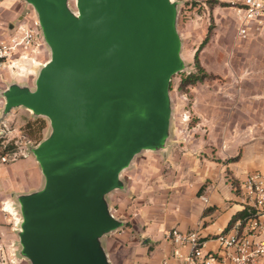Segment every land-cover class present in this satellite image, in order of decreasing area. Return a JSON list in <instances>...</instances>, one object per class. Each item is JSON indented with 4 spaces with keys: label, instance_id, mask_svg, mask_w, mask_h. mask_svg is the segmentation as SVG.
I'll return each instance as SVG.
<instances>
[{
    "label": "water",
    "instance_id": "water-1",
    "mask_svg": "<svg viewBox=\"0 0 264 264\" xmlns=\"http://www.w3.org/2000/svg\"><path fill=\"white\" fill-rule=\"evenodd\" d=\"M47 58L29 83L0 88V125L24 109L47 121L26 142L39 184L12 191L13 256L28 264H113L107 237L126 225L111 207L125 172L175 146L172 76L189 71L177 28L179 0H22ZM12 24H10V27Z\"/></svg>",
    "mask_w": 264,
    "mask_h": 264
},
{
    "label": "crops",
    "instance_id": "crops-1",
    "mask_svg": "<svg viewBox=\"0 0 264 264\" xmlns=\"http://www.w3.org/2000/svg\"><path fill=\"white\" fill-rule=\"evenodd\" d=\"M20 1L0 0V42L12 33L13 20L22 18L25 5ZM200 63L207 73L225 79L215 76L189 85L184 140L165 158L148 153L144 155L151 156L136 158L132 172H125L129 193L111 198V207L117 203L113 213L126 221L107 237L113 264H160L164 257L174 264H189L186 245L174 255L175 245L167 237L172 228L196 230L205 249L217 250L214 236L228 230L239 218L231 221L233 215L245 208L240 182L248 172L264 173V68L241 66L251 70L240 75L238 64L219 70L205 56ZM8 70H0V88L7 80L24 79ZM2 103L0 98V107ZM8 169L9 175L2 178L7 191H26L39 184L30 156ZM117 194L121 198L114 202Z\"/></svg>",
    "mask_w": 264,
    "mask_h": 264
},
{
    "label": "rangeland",
    "instance_id": "rangeland-1",
    "mask_svg": "<svg viewBox=\"0 0 264 264\" xmlns=\"http://www.w3.org/2000/svg\"><path fill=\"white\" fill-rule=\"evenodd\" d=\"M179 1L180 5L177 16V28L182 38L181 53L188 64L189 71H182L175 74L172 76L170 82V95L174 105L172 122L173 141H175L176 144H178L179 141L184 140L182 139V132L186 130L187 118L186 95L189 85H181V80L187 73L196 71L194 64V56L196 53L198 55L199 63L201 57L205 56L206 59L210 60V62L215 67H218L219 70H222V67L227 68L228 66H231V64H238L240 69L242 68L241 66H250L253 69L256 67L264 68V23L259 27L253 28L248 37L238 38L236 36L237 22L234 11L221 0ZM20 2L23 1L21 0ZM23 4L25 5V9L21 15L33 20L35 15L32 7L26 5L24 2ZM70 4L72 6L74 5L73 0H70ZM17 22L16 19L13 20V23ZM215 52L218 54L217 56H215ZM46 58L47 52L42 45L40 48L39 60L43 62ZM32 67L34 73L37 65L34 64ZM201 68L204 70L202 66ZM260 68L256 70H259ZM0 70L10 72L8 68L3 65L0 66ZM250 70L249 67L241 69L240 75H246V72ZM204 72L208 75L206 78H212L215 76L219 77V75L207 73L205 70ZM9 74L10 73H8L7 78L10 77ZM32 77L33 74L32 76H28L21 80L30 83ZM219 78L221 80L225 79L223 77ZM38 119L44 121L43 128L39 127V123L34 122ZM28 122L31 123V131L34 132L29 140L25 139L23 136L30 130V127L27 126ZM6 123L12 129V133L8 134L7 138H9L10 142H12L13 138L15 142L13 145L9 144V147L6 148H4L0 142V264H28L26 260L16 259L13 256L16 249L15 241L17 240L15 233V230L17 229L16 223L19 216L15 208L14 212L4 211L5 201H11L13 203L12 197L10 196V192L13 190L7 191L5 188V180L2 179L9 175L8 173H10V170L8 167L10 164L24 156L17 155L14 160L3 162L1 160V155L6 152L7 149H17L18 146L25 148L26 142L35 144L46 133L48 125L45 119L33 118L28 111L21 108L11 111L7 117ZM38 136L39 138H37ZM147 153L154 154L151 152ZM25 154V156H30L32 158V156L26 152ZM144 154L141 156H151ZM137 158L140 160L141 157L139 156ZM132 170L128 172L130 173ZM119 198H121V195H115L114 202H117ZM114 204L112 211L116 209L117 203Z\"/></svg>",
    "mask_w": 264,
    "mask_h": 264
},
{
    "label": "built area",
    "instance_id": "built-area-1",
    "mask_svg": "<svg viewBox=\"0 0 264 264\" xmlns=\"http://www.w3.org/2000/svg\"><path fill=\"white\" fill-rule=\"evenodd\" d=\"M221 1L234 11L238 38H246L253 28L264 23V0ZM42 45L36 19L22 16L8 39L0 42V66L9 68L24 79L32 76V66L41 62L39 54ZM10 133L12 129L6 122L2 123L0 142L4 148L15 142L13 138L12 142L7 138ZM17 155L25 156V148L7 149L1 160H14ZM239 189L246 204L245 215L237 218L228 230H221L214 236L219 248L205 249V242L196 230L183 232L172 228L167 237L175 245L174 255L179 256V247L186 245L189 248L186 261L189 264H264V173L248 172ZM204 201L207 203L206 198ZM160 264L174 263L164 257Z\"/></svg>",
    "mask_w": 264,
    "mask_h": 264
},
{
    "label": "trees",
    "instance_id": "trees-1",
    "mask_svg": "<svg viewBox=\"0 0 264 264\" xmlns=\"http://www.w3.org/2000/svg\"><path fill=\"white\" fill-rule=\"evenodd\" d=\"M194 62H195L194 64H195L196 71H191V72L187 73L184 76V78H182L181 85H184V86L192 85L195 82L201 81L204 78L208 77V75L204 72V70L200 66L197 53L194 56ZM170 87H171V84H170ZM34 122L39 123L40 128L44 127V121L42 119L35 120ZM27 126L30 127V130L28 131V133L26 135H23V136L25 137V139L29 140L30 137L33 136L34 132L31 131V123L28 122ZM36 136H34V137H36ZM37 138H39V136ZM244 215H245V211L243 209L239 210L233 215L231 221L234 220L236 217H243Z\"/></svg>",
    "mask_w": 264,
    "mask_h": 264
},
{
    "label": "clouds",
    "instance_id": "clouds-1",
    "mask_svg": "<svg viewBox=\"0 0 264 264\" xmlns=\"http://www.w3.org/2000/svg\"><path fill=\"white\" fill-rule=\"evenodd\" d=\"M4 211H12L14 212V206L11 201L4 202Z\"/></svg>",
    "mask_w": 264,
    "mask_h": 264
}]
</instances>
